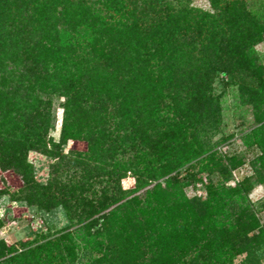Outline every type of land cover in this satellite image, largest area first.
<instances>
[{"label":"trees","instance_id":"1","mask_svg":"<svg viewBox=\"0 0 264 264\" xmlns=\"http://www.w3.org/2000/svg\"><path fill=\"white\" fill-rule=\"evenodd\" d=\"M156 2L0 0V168L22 177L32 192L27 203L62 207L69 221L55 240L18 254L0 239V264H73L79 250L95 255L89 264H234L241 255L254 264L264 224L245 209L234 225L222 215L225 199L244 200L252 188L248 179L235 188L222 184L244 157L223 165L204 130L218 122L214 76L232 74L233 61L251 64L245 52L264 24L235 12L229 22L239 20L245 34L225 36L214 17ZM193 39L206 42L195 59L187 45L195 47ZM254 74L264 97V70L256 66ZM52 93L67 99L58 144L47 137L48 102L41 99ZM263 133V126L254 129L245 141L261 166ZM67 140H85L88 152L63 155ZM32 151L56 159L46 184L34 180ZM68 161L82 173L63 183L56 172ZM203 171L208 200L185 222L183 188ZM127 173L135 187L125 191L119 182ZM96 179L106 186L89 197Z\"/></svg>","mask_w":264,"mask_h":264},{"label":"rangeland","instance_id":"2","mask_svg":"<svg viewBox=\"0 0 264 264\" xmlns=\"http://www.w3.org/2000/svg\"><path fill=\"white\" fill-rule=\"evenodd\" d=\"M157 1V6L162 8L166 6L177 10L182 5H188V7L198 12L214 17L219 21V30L225 36L229 33L228 30H230V34H245L244 31L237 28L241 26L239 20L236 24L229 22L230 14L235 12L243 11L248 14V17L256 19L260 25L264 24V0ZM139 5H141V2ZM193 40L198 41V44L195 43V47L190 44L187 45L189 46L188 51H190L188 53L189 57L195 59L201 45H205L206 42L201 41L203 39ZM187 42H190V40H187ZM247 53L245 52L247 61L251 62L252 65L247 63L248 66H242L240 62L233 61L232 74L218 73L214 76L212 94L213 96H219L218 122H213L204 130L206 140H209L210 151L220 157L219 160L223 165L227 164V157H232L234 154L237 157L238 155L244 157L243 160L239 159L233 163V166H229L231 175L226 181L222 182L224 187L226 189L235 188L246 179L252 185L244 200L234 195H231L229 199H225L222 215L227 217L224 220L226 226L234 225L240 211L244 209L248 214L252 213L261 225L264 224V163L261 166L262 162L257 160L260 156L258 151H247L245 146V141H250L249 135L254 129L263 126L264 131V97L259 95L261 94V86H259L257 77L254 74V67L256 66L264 70V30L259 31L256 39L252 40ZM41 99L43 102H48L44 110V114L50 123L47 137L58 144L65 118L64 106L67 99L59 93H52L49 96L42 95ZM109 111L112 114L113 110ZM59 150L65 156H71L75 152L86 154L88 143L85 140H67ZM121 158L123 157H117V159ZM27 161L32 166L35 182L46 184L50 177L51 165L55 163L56 159L32 151L28 153ZM191 165L184 167L180 171L179 177H184L185 172ZM81 173L77 166L68 161L66 163L62 162L61 166H58L56 176L60 182L68 183L74 178L78 179ZM208 177V172L203 171L197 176L193 184L183 188L184 195L188 200L186 204L189 206L188 214L182 215L185 222L191 220L192 211L198 212L203 203L208 200ZM97 181L99 182L97 183ZM162 181L159 180L158 182L161 183ZM94 182H96V195L89 193V197H98L102 187L106 186L105 179H96ZM119 185L125 191L132 190L135 187V178L127 173L120 180ZM147 188L142 189L138 195ZM27 191L25 182L17 172L13 169L2 170L0 168V239L16 254L47 240H55L61 234L63 228L69 225L62 207L47 209L39 205H31L25 201L30 195L32 197V192ZM246 212L240 219L241 222L248 220L249 216H246ZM236 233L237 231L234 229L232 234ZM246 238H252V234L250 233ZM241 242L244 244L243 241ZM94 256L79 250L77 251V260L73 264H89ZM244 258L243 255L237 256L234 264H246ZM254 258V264H264V246L256 251Z\"/></svg>","mask_w":264,"mask_h":264}]
</instances>
